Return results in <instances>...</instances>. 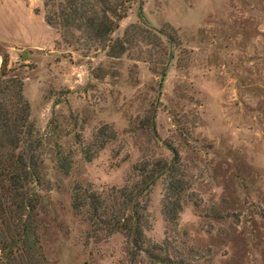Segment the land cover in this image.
Wrapping results in <instances>:
<instances>
[{
  "label": "rangeland",
  "instance_id": "1",
  "mask_svg": "<svg viewBox=\"0 0 264 264\" xmlns=\"http://www.w3.org/2000/svg\"><path fill=\"white\" fill-rule=\"evenodd\" d=\"M31 2L45 21L44 0ZM118 23V57L52 28L51 54L9 60L42 139L35 220L48 264H158L127 254L120 234L93 232L71 190L125 187L141 162H168L169 147L181 162L182 211L171 227L158 179L144 197L145 237L182 257L192 249L191 264H264V0H133Z\"/></svg>",
  "mask_w": 264,
  "mask_h": 264
},
{
  "label": "trees",
  "instance_id": "2",
  "mask_svg": "<svg viewBox=\"0 0 264 264\" xmlns=\"http://www.w3.org/2000/svg\"><path fill=\"white\" fill-rule=\"evenodd\" d=\"M131 1L65 0L64 5L54 10L52 0H44L45 22L54 29H75L83 34L85 42L100 44L102 49L108 48L110 57H118L126 51L125 43L116 41L110 45L111 35L125 17L127 3ZM140 20L149 25L142 15ZM137 28L133 25L125 34ZM0 58V264H48L35 220L41 202L35 186L41 185L42 139L30 119L23 81L10 75L8 53ZM150 114L155 131V111ZM168 149L171 152L168 162H141L135 167L134 180L125 187L98 192L91 186L75 185L71 190L72 209L91 225L93 232L106 236L120 234L126 253L131 256L143 254L158 264H191L192 249L188 256L182 257L173 249L163 250L152 244L144 234L150 228L144 197L158 179L165 181L162 213L171 227H177L178 214L182 211L183 183L178 178L181 162L178 153L171 147ZM58 157L59 170L67 173L71 163L60 162ZM172 253L182 258L180 262H172Z\"/></svg>",
  "mask_w": 264,
  "mask_h": 264
},
{
  "label": "crops",
  "instance_id": "3",
  "mask_svg": "<svg viewBox=\"0 0 264 264\" xmlns=\"http://www.w3.org/2000/svg\"><path fill=\"white\" fill-rule=\"evenodd\" d=\"M1 28L4 35L0 36V46L6 49L11 64L25 49L41 52L45 56L53 52L56 34L45 23L38 3L32 4L31 0H0Z\"/></svg>",
  "mask_w": 264,
  "mask_h": 264
}]
</instances>
